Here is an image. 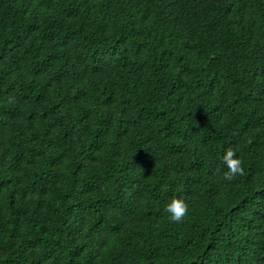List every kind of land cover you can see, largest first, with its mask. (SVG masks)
Wrapping results in <instances>:
<instances>
[{
	"label": "trees",
	"instance_id": "obj_1",
	"mask_svg": "<svg viewBox=\"0 0 264 264\" xmlns=\"http://www.w3.org/2000/svg\"><path fill=\"white\" fill-rule=\"evenodd\" d=\"M0 264H264V0H0Z\"/></svg>",
	"mask_w": 264,
	"mask_h": 264
},
{
	"label": "clouds",
	"instance_id": "obj_2",
	"mask_svg": "<svg viewBox=\"0 0 264 264\" xmlns=\"http://www.w3.org/2000/svg\"><path fill=\"white\" fill-rule=\"evenodd\" d=\"M222 161L227 168V171L223 173V179L232 181L236 176L244 175L242 161L236 157V153L233 149L229 148L226 150L222 157ZM165 211L169 213L172 222L181 223L188 214V205L185 203L184 199L172 198L170 203L166 205Z\"/></svg>",
	"mask_w": 264,
	"mask_h": 264
}]
</instances>
